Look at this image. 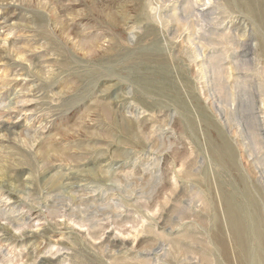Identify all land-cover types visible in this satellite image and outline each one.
<instances>
[{
  "label": "rangeland",
  "instance_id": "1",
  "mask_svg": "<svg viewBox=\"0 0 264 264\" xmlns=\"http://www.w3.org/2000/svg\"><path fill=\"white\" fill-rule=\"evenodd\" d=\"M220 10L219 35L264 39V0ZM189 11L188 0H0V264H241L226 205H251L230 196L241 186L214 159L206 119L241 141L260 196L245 220L261 251L264 55L239 70L228 113L219 74L188 49ZM212 93L228 115H216Z\"/></svg>",
  "mask_w": 264,
  "mask_h": 264
},
{
  "label": "bare ground",
  "instance_id": "2",
  "mask_svg": "<svg viewBox=\"0 0 264 264\" xmlns=\"http://www.w3.org/2000/svg\"><path fill=\"white\" fill-rule=\"evenodd\" d=\"M221 1L222 0H188L190 11L187 12L185 15H183L182 22H183L184 27H185L184 28L185 29L184 32L187 35L188 49L194 54V57H193L194 63L199 64V66L202 69H204L205 71L208 70L209 72H211V70H212L214 73H218L219 74L218 75L219 76V78H218V81H219L218 83L219 84L218 85L222 88L223 93H226L225 96H228V99H229V102H230L229 104L227 103L229 105V107H230V108H228L229 111L228 110H226V111H228V113L230 112V114H232V113L237 112L236 111V109H237V107H236V105H237V103H236L237 97H236V93L234 91L235 90L234 86H235V84H239L241 79H242V77L244 76V74L242 72H240L239 70L241 68H244V69L246 68L247 70H253L254 58H251L250 54L254 53V51H255L256 54L259 55V56L260 55H264V39L262 37L258 38L257 44H255L252 47L251 44L246 45V44L241 43V42L238 43L237 39L236 40L235 39L231 40L230 38L224 36L223 33H220V35H219L220 30H222V28H223L221 26H223L224 21H225L224 20V16H223V11L220 10ZM97 5L99 7L98 13L101 14L104 11L103 8H101V3L98 2L96 4V6ZM156 17H157V20H158L159 23H163L162 22L163 21L162 20V16L159 13L156 15ZM215 25L216 26H220V27H214ZM216 32L218 33L217 36H219V37L217 39H215V40L211 39L210 36H212ZM151 43L153 44L152 45L153 51L154 52H160L159 51L160 50L159 43H158V40H157L156 37H154L152 39ZM211 45H213L214 47H212ZM245 45L247 47H246V49L243 50V46H245ZM209 47H210V52H219V54H220V56L217 58V60L214 63L208 62L209 60H207L208 59V55L212 56L211 54L207 53V50H209ZM230 47L236 48V50H235V52H233V54L229 53ZM239 48H241V50H239ZM213 72H211V73H213ZM231 81L232 82L234 81V83L232 84ZM217 97H218V95L216 93H212L211 94V98H210L211 104L210 105H211L212 108H214V112L216 113V115L220 116V115L226 114V112H224V111L222 112L221 111L220 106L222 105L223 102L221 103L220 101H218ZM218 102H219V104L221 103V105H219ZM225 103H226V101H225ZM262 106L264 107V102L262 103ZM224 107L225 106H223V109H224ZM259 108H261V106ZM200 110H203V109L201 108ZM206 111L208 112V110H206ZM184 112H185V110H184ZM186 112H188V113H186ZM186 112L185 113L188 114V116H189L190 115L189 111L187 110ZM185 113H183V114L185 115ZM202 113H203V111H202ZM202 113L200 112V114H202ZM228 113L226 115H228ZM212 115H211V117H212ZM205 116H207V115H205ZM205 116H203V117L206 119ZM208 116H210V114ZM229 116H231V115H229ZM256 118L258 119L259 116L256 115ZM188 119H190V118L188 117ZM191 119H192V117H191ZM201 119H203V118H201ZM223 119L226 120V119H229V118L224 117ZM192 120H194V119H192ZM192 120H191V122H192ZM235 120H236V118H235ZM204 121H203V123L206 124L205 130H206V136L208 138L207 141H209L208 143L211 144V145L209 144L211 146L210 150H211V148H213V152H214L213 154L215 156L214 159H216L217 161L221 162V164L227 169V172L230 175V179L233 180L232 184L234 185V183H235L238 187L241 186V189L239 191L238 188L237 189L234 188V187H236L235 185H234V187H231L232 184L230 183L231 184L230 187L235 189V191L232 192V193L229 191V193L231 194L230 196L232 198H236L235 197L236 193L238 194L240 192V194L242 196H244V198H246V201L249 203V205L253 206L254 207L253 209L255 210L256 207H257V197L259 195H258V193L256 194L257 191H255V189H253L255 185L252 187L253 184L250 182V178H251L250 176L251 175L249 176V174L250 173L253 174L251 172L252 170H250L249 173L245 172L244 169H242L244 167L241 168L242 164L240 166V163H239V159L240 158L239 159L237 158V155L239 153L237 154V148L236 147L240 146L241 141L238 142V140H237L238 146L235 147L234 144H236V142L235 141L232 142L230 140V139H232L229 136V134H230L229 132L230 131L228 132L229 134L228 133L227 134L224 133L225 130L223 129V127H225V126H223V125H225V124L222 125V129H223L222 130L221 128H219L220 124H216L215 125L213 123V121L211 122L209 119H206L205 122ZM227 121H229V120H227ZM236 124H234V125H236ZM187 125H188V123H187ZM227 125H229V123ZM234 125H229V126H234ZM235 128H237V129L233 130L234 129L233 128L231 130V132H232L233 135L236 136L237 133H238L237 132L238 131L237 125H236ZM192 132L193 131L191 130V133ZM258 134H259V136H262V138H264V132L263 131L258 133ZM233 135H231V136H233ZM239 148L241 149L242 146H240ZM247 149H248V147H247ZM211 153H212V150H211ZM212 158H213V156H212ZM219 171H220V168H219L218 172ZM220 174L221 173H219V176H220ZM230 182H231V180H230ZM227 183H229V182H227ZM220 189L222 190V188H220ZM224 190H226V188ZM259 193H260V191H259ZM225 195H226V193H225ZM226 200L227 199H225V201ZM240 201L241 200H239V203H240ZM247 202H244V203H246V205H247ZM239 203L238 202L236 203V205L238 204L237 209H235V207L232 204H230V202H228L227 205H226V207H227V212L226 213L228 214L229 224H230V226L232 228V231H233L232 234H234L233 238H235L234 241L236 240V243H237V246H238V249H239V258H240L239 261H240L241 264H251V262L253 261L252 259H254L253 257L256 256L257 259L259 260V264H264V230H263V233H261V235H260V237L262 239V241L260 242L261 251L260 252L258 251L259 253L256 254L255 252L257 250L254 252V250H252V247L250 246V241H251L252 236H251V232H250V226L248 225V223L245 220V218L247 216V212L249 211V208L251 206L249 208H247L248 211H246V207L243 206L244 204H239ZM234 205H235V203H234ZM260 208H261V206H260ZM257 210H258V208H257ZM260 210L262 211V209H259V211ZM255 212H256V210H255ZM255 212H253V215H257L258 216L259 213L258 212L255 213ZM257 216L255 218L259 219V217H257ZM252 218H254V217L252 216ZM256 219H255V222L253 221L254 223H252L253 224L252 226L253 227L255 226L254 228L257 227V229L259 228V230H261L262 229V227H261V223L262 222L260 223V221L258 219L257 220ZM249 222H251V221H249ZM261 232H262V230H261ZM256 236H258V235H256ZM222 245H223V247L225 246V244H223V243H222ZM225 248H224L223 251H224V253L226 255H228L227 254L228 252H226ZM240 253H242V255ZM222 262H223V260H222Z\"/></svg>",
  "mask_w": 264,
  "mask_h": 264
}]
</instances>
